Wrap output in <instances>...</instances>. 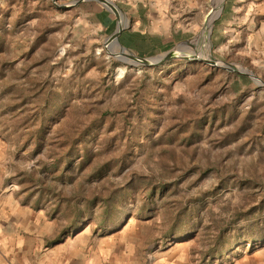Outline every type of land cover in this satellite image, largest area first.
Instances as JSON below:
<instances>
[{
  "label": "rangeland",
  "instance_id": "374dc122",
  "mask_svg": "<svg viewBox=\"0 0 264 264\" xmlns=\"http://www.w3.org/2000/svg\"><path fill=\"white\" fill-rule=\"evenodd\" d=\"M75 1L0 0V264H58L85 229L125 233L111 264H264V0L173 22L171 48L241 71L124 61L117 14Z\"/></svg>",
  "mask_w": 264,
  "mask_h": 264
},
{
  "label": "crops",
  "instance_id": "0c3cea01",
  "mask_svg": "<svg viewBox=\"0 0 264 264\" xmlns=\"http://www.w3.org/2000/svg\"><path fill=\"white\" fill-rule=\"evenodd\" d=\"M194 4L191 0H166L164 3L151 0L150 4L140 0L130 1L126 9L129 24L124 26L119 39L141 56L146 52L170 49L175 40L173 37L179 33L178 27H173L174 20L178 18L179 5L193 7ZM105 12L108 14L105 24L111 25V12ZM124 236V232H116L94 237V233L85 229L73 237L54 243L47 253L55 258L57 256L58 264H94V255L99 256L102 262L111 264L108 257L122 251Z\"/></svg>",
  "mask_w": 264,
  "mask_h": 264
},
{
  "label": "water",
  "instance_id": "95a60500",
  "mask_svg": "<svg viewBox=\"0 0 264 264\" xmlns=\"http://www.w3.org/2000/svg\"><path fill=\"white\" fill-rule=\"evenodd\" d=\"M79 1H81V0H76L75 3H78ZM99 1L104 3L109 9L113 10L117 14V16L119 17L118 25H117L115 32L112 33L107 39L108 43L113 42V41H117V40H119V36H120V34L124 28L123 15L121 16V13H120L118 6L115 3H113L111 0H99ZM61 6H67V5L62 4ZM113 54H115V56H117L118 58H120L124 61H128L132 64L141 65V66H143V65H145V66H147V65H160V64H163L164 62H166L167 60H169L175 56H182L186 59L202 60V61H206V62L211 63V64L221 65V66H224V67L229 68V69H237L239 71L242 70V68L238 69L237 67H235L231 63H222L221 60L212 59L211 57L205 56L203 54H198L196 52H193L192 54H186L183 51L178 50L177 48H171V49L167 50L166 52H164L163 54L158 55L156 57H144V56H140V55H137L135 53H129V52H126L123 50L120 53H113ZM248 73L250 75H252L259 83L264 84V80L257 77L253 72L248 71Z\"/></svg>",
  "mask_w": 264,
  "mask_h": 264
},
{
  "label": "bare ground",
  "instance_id": "6f19581e",
  "mask_svg": "<svg viewBox=\"0 0 264 264\" xmlns=\"http://www.w3.org/2000/svg\"><path fill=\"white\" fill-rule=\"evenodd\" d=\"M188 47H191V46H189V45H187ZM180 49H183V48H180ZM179 50V49H178ZM194 50H197V49H194ZM194 50H192V51H194ZM197 52V51H196ZM199 54H201V53H199Z\"/></svg>",
  "mask_w": 264,
  "mask_h": 264
}]
</instances>
